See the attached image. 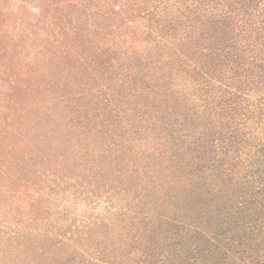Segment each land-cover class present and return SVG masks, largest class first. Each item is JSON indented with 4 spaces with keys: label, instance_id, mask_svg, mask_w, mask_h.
I'll list each match as a JSON object with an SVG mask.
<instances>
[{
    "label": "trees",
    "instance_id": "trees-1",
    "mask_svg": "<svg viewBox=\"0 0 264 264\" xmlns=\"http://www.w3.org/2000/svg\"><path fill=\"white\" fill-rule=\"evenodd\" d=\"M36 1L0 40L52 60L83 123L0 118V264H264V0ZM69 160L113 202L95 226L40 201Z\"/></svg>",
    "mask_w": 264,
    "mask_h": 264
},
{
    "label": "rangeland",
    "instance_id": "rangeland-1",
    "mask_svg": "<svg viewBox=\"0 0 264 264\" xmlns=\"http://www.w3.org/2000/svg\"><path fill=\"white\" fill-rule=\"evenodd\" d=\"M36 2V0H0V13L6 9L13 8L15 12H20L21 16L27 17L28 12L26 9L36 4ZM57 2H61V0H45V5L49 11L55 13L58 9L57 6H60ZM29 45L27 42L25 49ZM18 50L20 48L14 42L9 40L7 43L6 41L0 40V118L3 124H15L31 129L33 127L34 129L31 132H33L32 135L34 136L38 131L36 127L39 125L38 122L48 120V117L46 118L43 111L49 113L51 110L57 111L59 108H64L65 112L61 116L50 118V121L53 119L52 122L55 125L59 122L65 123L67 120H70L72 123H83L80 117L75 114H68L70 108L76 110L77 106H81L84 103V100L79 102L75 100L76 97L73 95L75 94V85L72 84L71 87L67 86L64 90L67 94L71 92L70 96L72 100L68 99L67 102H61L60 97H58L61 93V86L55 82L56 71H52L53 73L50 71V68H54V62L52 63V60L50 61L37 55L39 58L38 61L44 64L43 68H47L39 69L37 64L33 65L31 63V65L29 62L22 60L20 56H17L15 53ZM26 51L27 49L23 51V54ZM2 54H7V57L5 58V55L2 56ZM59 128H62V125ZM70 135L73 138L72 142L76 144L77 140L79 141L83 137V134L79 135L77 132H73ZM47 136L50 137L51 134L48 133ZM54 138L55 142L53 146L48 147L46 143L47 148L51 151L58 145L59 141L58 137L51 139L53 140ZM61 155L69 157L71 154L65 151ZM80 155L83 156L82 151ZM41 157V155H38L28 162L30 165L40 163L45 159H41ZM72 158L74 159L75 156H72ZM77 158L79 159L78 154ZM53 159L54 156L51 160ZM74 162L76 161L69 160L67 164L55 166L51 164L52 161H48L47 170L52 169V172H55L57 176L47 178V181L40 183L39 179H37L38 176L33 175V180L38 181L35 185L37 190H40L39 193H45L40 196V201L44 204L48 202V214L54 221H60L66 218L80 224L81 220L86 219V221H91L90 224L92 226H95L96 220H99L102 216L100 214L105 212L103 208L106 207V209H109V206H113V202L111 198L106 197L109 203L104 206L105 203L102 201L104 197H101L103 195L102 187L92 186L85 179H81V177L76 181L65 178L67 173L77 172L78 166ZM82 162H84L83 159ZM32 169L34 170L35 168ZM35 173L36 170H34ZM98 217L99 219H97Z\"/></svg>",
    "mask_w": 264,
    "mask_h": 264
}]
</instances>
